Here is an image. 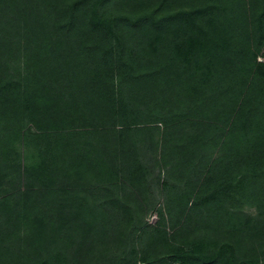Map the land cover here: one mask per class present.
I'll list each match as a JSON object with an SVG mask.
<instances>
[{
	"label": "trees",
	"instance_id": "16d2710c",
	"mask_svg": "<svg viewBox=\"0 0 264 264\" xmlns=\"http://www.w3.org/2000/svg\"><path fill=\"white\" fill-rule=\"evenodd\" d=\"M261 56L264 0H0V264H264Z\"/></svg>",
	"mask_w": 264,
	"mask_h": 264
},
{
	"label": "rangeland",
	"instance_id": "374dc122",
	"mask_svg": "<svg viewBox=\"0 0 264 264\" xmlns=\"http://www.w3.org/2000/svg\"><path fill=\"white\" fill-rule=\"evenodd\" d=\"M258 61L259 62H261V61L263 62L264 61V57L261 56ZM27 139H29L30 141L27 140ZM31 140L32 139L31 138H28V137L26 139L23 138L21 140V142H20V144H21V152L23 153V155H26L27 150H31L32 149V147L29 148ZM154 216H156V215H154ZM154 216H152L151 219H150L151 220V223H153V224H155L156 221H157V216H156L155 219H153ZM152 221H154V222H152Z\"/></svg>",
	"mask_w": 264,
	"mask_h": 264
},
{
	"label": "built area",
	"instance_id": "2783aa9c",
	"mask_svg": "<svg viewBox=\"0 0 264 264\" xmlns=\"http://www.w3.org/2000/svg\"><path fill=\"white\" fill-rule=\"evenodd\" d=\"M155 218H156V216L153 217V219H155ZM152 222H154V221H152Z\"/></svg>",
	"mask_w": 264,
	"mask_h": 264
}]
</instances>
